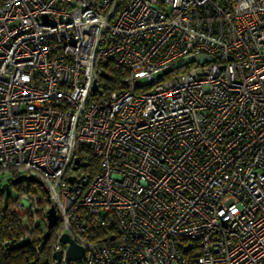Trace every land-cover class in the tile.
Returning <instances> with one entry per match:
<instances>
[{
	"label": "built area",
	"instance_id": "obj_1",
	"mask_svg": "<svg viewBox=\"0 0 264 264\" xmlns=\"http://www.w3.org/2000/svg\"><path fill=\"white\" fill-rule=\"evenodd\" d=\"M4 172L31 264H264V0H0Z\"/></svg>",
	"mask_w": 264,
	"mask_h": 264
},
{
	"label": "trees",
	"instance_id": "obj_2",
	"mask_svg": "<svg viewBox=\"0 0 264 264\" xmlns=\"http://www.w3.org/2000/svg\"><path fill=\"white\" fill-rule=\"evenodd\" d=\"M38 190L44 198L45 191L39 186ZM1 194L0 191V252L4 255L0 257V264H28L34 260V255L30 246L19 240L25 225L11 211L16 200L3 202Z\"/></svg>",
	"mask_w": 264,
	"mask_h": 264
},
{
	"label": "water",
	"instance_id": "obj_3",
	"mask_svg": "<svg viewBox=\"0 0 264 264\" xmlns=\"http://www.w3.org/2000/svg\"><path fill=\"white\" fill-rule=\"evenodd\" d=\"M95 88H96V83L93 85V89H95ZM78 163H79V159H78V157H75L73 170H75L77 168L76 166L78 165ZM24 180L32 182V181H34V178L32 176L22 174V175L15 177L12 180V184H17V183L24 181ZM68 180H71V176L68 177ZM8 185H9L8 183H3L0 187V191L3 192L8 187ZM46 219H47V230L44 233V238H46L48 236L50 229L53 228L54 225L56 224L57 217H56V211H55L53 206H51L47 209ZM60 240L63 243H68V247H67V251H66V258L68 260L79 257L80 255H82L83 249L80 246H78L74 241H72L66 233L61 235ZM54 256L57 259V261H59L61 254H60V252H56Z\"/></svg>",
	"mask_w": 264,
	"mask_h": 264
},
{
	"label": "rangeland",
	"instance_id": "obj_4",
	"mask_svg": "<svg viewBox=\"0 0 264 264\" xmlns=\"http://www.w3.org/2000/svg\"><path fill=\"white\" fill-rule=\"evenodd\" d=\"M14 178H8L7 173H0V187L3 183H8V187L2 192L1 194V198L3 200V202H6L7 199H10L12 201L18 200L19 199V194L23 191V190H37L38 189V184L34 183V182H29V181H21L17 184H12V180ZM27 224V221H25V226ZM21 242V241H20ZM24 242V241H23ZM28 264H31V262H29Z\"/></svg>",
	"mask_w": 264,
	"mask_h": 264
}]
</instances>
